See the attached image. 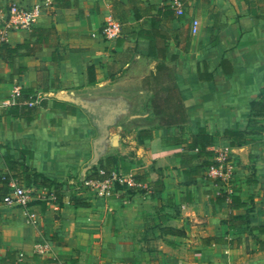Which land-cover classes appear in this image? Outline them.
Segmentation results:
<instances>
[{"label":"crops","instance_id":"obj_1","mask_svg":"<svg viewBox=\"0 0 264 264\" xmlns=\"http://www.w3.org/2000/svg\"><path fill=\"white\" fill-rule=\"evenodd\" d=\"M169 1L0 0L36 8L29 29L0 25V179L9 192L14 179L29 189L24 166L58 182L82 177L100 131L95 167L147 177L112 198L76 197L65 186L60 202L33 197L27 210L3 204L0 189V260L264 264V0H179L181 16ZM109 16L121 25L115 40L100 35ZM153 24L164 38H152ZM167 85L180 95L183 126L167 125L166 104L154 112ZM13 106L31 108V118ZM197 127L213 137L214 157L229 149L230 179L207 178L206 169L184 183L175 155L195 153L179 139ZM226 130L245 142L231 145Z\"/></svg>","mask_w":264,"mask_h":264},{"label":"trees","instance_id":"obj_2","mask_svg":"<svg viewBox=\"0 0 264 264\" xmlns=\"http://www.w3.org/2000/svg\"><path fill=\"white\" fill-rule=\"evenodd\" d=\"M151 33H152V38H159L162 37L164 38L165 36L163 33H161L156 26L153 24L151 28ZM151 38V44H150V53L153 54L152 51V39ZM154 42V40H153ZM3 47V45H2ZM156 48L160 53L163 55L165 52L164 47H158L156 45ZM7 52L10 54L14 52L11 49H8ZM165 93L162 94L161 98L159 99H153V109L156 114L159 112H164V104L167 105V125H172V124H179V126H183L187 123V115L184 110L180 95L178 94L175 85H167L165 88ZM21 96L23 99H28L29 97V91L28 90H23L21 92ZM155 97H158V94L155 95ZM263 97V96H262ZM154 98V97H153ZM159 102V103H158ZM260 103V108L264 111V103ZM44 105V103H43ZM257 103L251 102L250 106L251 109H254L256 107ZM25 107H17L13 106L10 109V113L12 114H19L22 112L24 116H26L28 119L31 118V108H27L25 111ZM182 131V129H181ZM223 137L225 139H228L231 143V145H240L243 142H245L246 137L243 132L238 131V130H226L223 133ZM179 143L185 148L187 152H195L193 154L189 153H177L175 155V158L177 160V166L180 170H182L183 177H184V183L185 184H190L192 183L195 178L201 174H204L203 171L208 169L209 167L213 166L215 164L213 157L214 154L212 151L209 150L211 146L214 145V139L212 136L208 135L205 131L204 128L202 127H197V132L195 134L190 135L189 137L185 139H179ZM8 163V162H7ZM10 164L8 163V166ZM99 169L103 171V174L100 175L98 173L97 167H91L87 174L86 178L91 179V180H103L107 178L114 170H112L108 166L102 165L101 161L98 163ZM27 167H23V173L24 175V183L27 188H34V189H46L47 192H50V189L53 190L52 193L54 194L56 200L55 202H60V200L63 197L62 193V188L67 186V183L65 182H58L54 181L51 179H48L44 177L43 175H40L38 173H33L31 171V174H26ZM146 175L143 173L135 174L133 176V180L136 183H141L144 180H146ZM16 180V179H14ZM0 183L2 184L1 190L2 196L3 197L9 192V187H6V179L3 178L2 180L0 179ZM117 190L121 191L125 189V186H119L116 184L115 187ZM129 191V190H128ZM72 201L76 204L77 199L75 197L71 198ZM225 200V195H222L221 197H217L215 201L217 203L223 202ZM233 202H235L236 198L232 197L231 199ZM41 202H48V201H41ZM236 205V204H235ZM238 205V204H237ZM239 206V205H238ZM260 231L264 230V228H259ZM0 264H21L16 261L13 253H7L3 259L0 260Z\"/></svg>","mask_w":264,"mask_h":264},{"label":"built area","instance_id":"obj_3","mask_svg":"<svg viewBox=\"0 0 264 264\" xmlns=\"http://www.w3.org/2000/svg\"><path fill=\"white\" fill-rule=\"evenodd\" d=\"M169 4L174 7V11L178 16L183 15V8L181 7L179 0H170ZM36 15L35 7H26L15 4L13 2L0 5V25L5 30H20L29 29L34 23ZM191 33L195 34L198 29V21L193 20L191 22ZM100 35L105 40H115L121 35V25L113 17H107L105 23L100 29ZM215 164L206 170L205 176L211 179H230L234 170V162L229 155L228 148H221L215 152L214 157ZM100 175L103 171L97 168ZM86 173L78 179H70L67 181L68 190H74L76 197L81 196L86 191H93L95 195L100 197L112 198L115 197L119 190H117L116 184L119 186H125L128 188L141 187L142 185L136 183L132 176H123L117 172H112L107 178L103 180H91L86 178ZM33 197L39 201L55 202L56 198L53 193H48L46 189H26L19 186L15 180L10 181V192L2 199V203L5 205H13L27 210L32 202ZM28 218L33 219V214H27ZM48 250L47 244H41L36 246V251L44 253ZM60 264V263H56Z\"/></svg>","mask_w":264,"mask_h":264},{"label":"water","instance_id":"obj_4","mask_svg":"<svg viewBox=\"0 0 264 264\" xmlns=\"http://www.w3.org/2000/svg\"><path fill=\"white\" fill-rule=\"evenodd\" d=\"M101 135H102V132L100 131V136L95 141L93 158L89 162V165L85 168L84 172H87L92 166L97 164L99 152H100V147H101V143H102V136Z\"/></svg>","mask_w":264,"mask_h":264}]
</instances>
